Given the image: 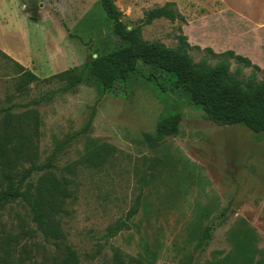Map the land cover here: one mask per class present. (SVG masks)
<instances>
[{
  "label": "rangeland",
  "instance_id": "1",
  "mask_svg": "<svg viewBox=\"0 0 264 264\" xmlns=\"http://www.w3.org/2000/svg\"><path fill=\"white\" fill-rule=\"evenodd\" d=\"M114 1L127 28L140 24L145 10L174 2L180 17L143 25L145 40L175 47L181 28L195 62L207 58L214 64L213 53L232 50L256 64V79H264V0ZM125 44L99 0H0V50L41 79ZM230 63L233 72L238 64ZM252 71L242 67L240 78L245 81ZM17 78L15 64L0 56V106L54 92L31 106L42 119L39 162L55 150L54 169L60 171L92 143L115 146L102 167L77 168L75 197L62 217L66 241L82 264H111L116 251L137 257L144 248L154 253L153 264L202 263L230 249L227 231L242 220L264 250V132L207 120L173 75L142 61L105 91L86 74L66 91L55 79L19 93ZM175 112L181 114L178 134L150 146L143 133ZM0 215L14 232L22 225L35 228L20 202L7 204ZM122 221L120 230L106 236L107 228ZM207 226L211 237L199 245ZM27 241L36 243L38 262L47 264L44 255L52 247L38 232Z\"/></svg>",
  "mask_w": 264,
  "mask_h": 264
},
{
  "label": "trees",
  "instance_id": "2",
  "mask_svg": "<svg viewBox=\"0 0 264 264\" xmlns=\"http://www.w3.org/2000/svg\"><path fill=\"white\" fill-rule=\"evenodd\" d=\"M106 16L112 21L113 32L126 41L124 46L96 55L80 67H70L51 76L40 78L0 50V56L12 61L18 69L15 90L27 92L32 83H62L66 91L79 84L86 74L93 76L105 91L116 81L126 80L137 69L138 61L154 65L173 75L190 94L192 102L201 107L204 117L217 125H242L255 133L264 132V79H256L259 67L251 60L232 50L215 54L218 60L211 64L207 58L195 62L189 54L187 36L181 28L176 35V46L160 41H148L141 35L143 25L160 18L171 22L180 17L172 1L145 10L142 21L127 28L122 12L114 0H99ZM231 59L238 66L230 71ZM253 71L245 81L240 78L241 68ZM54 92L24 103L0 106V211L10 203H22L35 228L20 227L14 232L0 215V264H45L37 260L38 246L28 238L38 232L52 247L47 264H82L77 251L66 241L62 217L67 214V203L74 195V176L77 168H100L114 154L115 146L109 143H92L77 159L65 164L60 171L54 169V150L42 162L38 161V138L42 119L32 105L49 100ZM19 107L22 110H17ZM94 110L82 129L85 132L93 119ZM181 114L175 112L159 119L152 133L143 136L150 146L159 144L166 136L177 135ZM136 211V207L129 213ZM125 222L107 228L106 236L114 235ZM210 226L205 227L199 239L204 245L211 237ZM227 240L230 249L221 257L196 264H264V250L256 245L257 236L249 224L242 220L229 228ZM154 253L148 248L137 257L125 256L116 251L111 264H153Z\"/></svg>",
  "mask_w": 264,
  "mask_h": 264
},
{
  "label": "crops",
  "instance_id": "3",
  "mask_svg": "<svg viewBox=\"0 0 264 264\" xmlns=\"http://www.w3.org/2000/svg\"><path fill=\"white\" fill-rule=\"evenodd\" d=\"M7 54V53H6ZM8 55V54H7ZM10 56V55H9ZM11 57V56H10ZM11 58H13V57H11ZM14 60H16L15 58H14ZM19 62V61H18Z\"/></svg>",
  "mask_w": 264,
  "mask_h": 264
}]
</instances>
